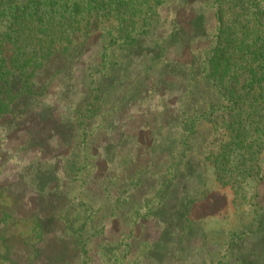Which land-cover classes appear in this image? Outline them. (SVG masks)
Here are the masks:
<instances>
[{"label":"rangeland","instance_id":"1","mask_svg":"<svg viewBox=\"0 0 264 264\" xmlns=\"http://www.w3.org/2000/svg\"><path fill=\"white\" fill-rule=\"evenodd\" d=\"M95 1L26 0L87 44L0 118V246H33L39 220L56 245L77 231L66 264H264V0Z\"/></svg>","mask_w":264,"mask_h":264},{"label":"trees","instance_id":"2","mask_svg":"<svg viewBox=\"0 0 264 264\" xmlns=\"http://www.w3.org/2000/svg\"><path fill=\"white\" fill-rule=\"evenodd\" d=\"M36 1L44 4L43 0ZM53 1L49 0V2ZM64 1L66 2V0ZM17 4L13 0H0V118L4 114L27 113L30 103L41 99L47 87L53 85L67 72L60 70L59 67L68 69L71 65H75L80 60V53H83L87 44L85 40L80 43L70 40L69 37L77 28L60 22H50L46 18L49 14L43 9L40 10L39 4L29 6L26 0H20V8ZM92 6L96 7L95 0H92ZM250 48L252 51L256 50L255 45H250ZM254 84L255 82L251 86ZM56 122L58 121L56 120ZM81 125L80 123L79 126L81 127ZM32 126L33 123L27 126L22 137L30 138L29 131L32 130ZM60 137L62 139L64 136ZM43 141L46 146L48 135L44 137ZM150 146L149 140L143 142L139 150V160L141 158L146 161L150 159L149 157L152 155ZM99 154L97 153L98 157H100ZM95 161L96 169L93 174L95 183L103 194L106 190H109L108 194H110L113 191H110V188L114 177L107 172L108 166L104 158ZM74 171L70 173V175L73 174V177L77 176L78 169ZM55 173L57 171L54 169V175ZM123 178L126 177H117L114 180L116 181L115 186ZM124 180L126 181V179ZM54 188H56V184L52 185V191ZM117 193L120 196L116 197V201H121L120 190ZM62 196L63 192L56 197L62 198ZM35 222L31 228L33 233H30L33 235L28 237L36 244L31 247L26 246L23 250L16 249L7 238L6 243L0 246V264H22L25 260L34 262L38 259H41L38 264H50L51 261H54L55 264H66L69 257L77 253L76 246L81 243L80 240H76L77 231L71 232L72 235L67 236H64L63 233L59 234L57 240L61 241H58L59 245H56L57 243L54 244L52 239L56 236L50 238V229L46 231V227L50 224L47 225L46 221L42 224L39 220ZM5 227L6 223L0 221V228ZM145 229L136 234L137 242L133 243H144L147 240L148 232ZM108 234L110 239L119 238L120 240L123 237L112 227ZM20 235L16 234V236ZM69 238H71L70 243L72 242V244L67 241ZM103 250L104 248L101 251ZM20 252L23 253L22 256Z\"/></svg>","mask_w":264,"mask_h":264}]
</instances>
